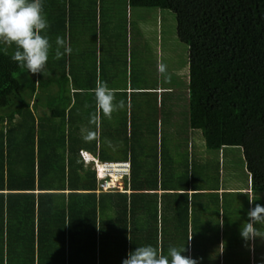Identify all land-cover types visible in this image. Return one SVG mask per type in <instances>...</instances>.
I'll return each mask as SVG.
<instances>
[{
	"label": "trees",
	"instance_id": "1",
	"mask_svg": "<svg viewBox=\"0 0 264 264\" xmlns=\"http://www.w3.org/2000/svg\"><path fill=\"white\" fill-rule=\"evenodd\" d=\"M132 4L175 14L178 38L189 49L187 124L220 157L224 149L243 152L251 193L226 191L224 204L240 214L237 199L252 196L255 206L264 199V0ZM44 11L52 43L44 76L17 67L10 59L15 45L0 43V264H121L145 244L162 254L186 246L190 256L191 225L220 212L213 213L221 185L208 184L212 165L203 170L193 159L179 173L169 150L160 157L133 151L124 191L97 193L94 163H85L81 151L105 162L127 160L130 150L118 157L99 150L97 68L91 79L67 75L64 55L55 58V37L65 39L72 16L66 0H44Z\"/></svg>",
	"mask_w": 264,
	"mask_h": 264
},
{
	"label": "crops",
	"instance_id": "2",
	"mask_svg": "<svg viewBox=\"0 0 264 264\" xmlns=\"http://www.w3.org/2000/svg\"><path fill=\"white\" fill-rule=\"evenodd\" d=\"M88 3L90 4L88 5ZM77 4L80 8H77ZM75 5L76 7L73 8ZM66 6L67 16H72V18H70L72 23L67 24V30L64 39L65 45L69 49V51L64 54V57L67 60V75H74L76 77H84L89 75L91 79V75L94 73L93 69L96 67L97 81L102 80L107 82L108 86L113 89L116 100L124 101L123 107L114 110L110 117H106L101 111L97 110V140L99 142V150L104 149L107 151L108 155H112L113 157L121 156L122 149L130 150L128 155L129 158L127 160L117 159L107 160L105 162H127L130 163L132 167L130 157L133 151H137L138 154H150L153 156L159 155L160 157V154L163 150H169V140H171L170 137L174 136L175 138L176 134L179 136V134L175 131H172L171 128H164V126L167 125H171V127H173L172 125H174V118L175 122L178 121V124L180 125L183 121L187 132L193 133L187 124L188 114L186 115L184 113V115L181 116L177 113V115L173 116L172 112L179 111V105H176L175 101L170 102L167 99L165 100L166 92L170 90L168 92H171V95H173V90L160 86L157 88H149L148 86L145 87L143 84L140 86L136 85L141 83V81L138 79L139 76L136 77L135 83L131 78H127L126 83L122 85L118 84L117 82L116 77L118 76V66L122 63V61L125 62V59L123 60V58H121L119 51H123L124 57L125 51L129 52L130 56L132 53V45H130V43L133 42V37L131 34L132 28L130 24L132 20V9L142 8L143 10H146L154 8L133 5L132 0H66ZM68 20L69 17H67V21ZM80 20L81 23L79 22ZM84 21L89 23L87 30L86 28H83V26H86ZM122 43H124V47L121 49ZM61 51H63V48H61ZM86 62H89V67L85 66L84 63ZM95 64L96 66H94ZM127 71H129V68H127ZM127 74L128 76H131V71L130 74L128 72ZM152 94H157L156 103L158 105H156V108L152 110L153 112L149 116L148 114L146 116L144 110L147 111V108L150 107L149 98ZM171 97L172 96H170V98ZM74 102L75 101L72 100V103ZM142 111L144 114H141L143 113ZM227 150L228 149H224L223 151L225 152ZM86 152L95 160H99L91 151ZM203 165L208 166L206 163ZM219 165L221 170L222 162L220 160ZM97 181V193H100L101 181L98 177ZM233 190L243 191L244 193L250 195L248 188L236 189L225 188L224 186H221L219 193H222V197H219L217 204L220 208V212L217 216H215L217 219H226L225 208L228 210L231 208L228 207L230 202L227 205L224 204L226 198L223 196V193L226 191L231 192ZM130 192L131 191H128V193ZM157 193L159 200H161L160 198L164 191L159 190ZM237 200L238 203L241 204L242 208H246L245 204H249L248 209L254 207L252 196L239 197ZM260 202L257 203L260 204ZM215 210H217V206H215ZM210 216L211 215H208V218H210ZM237 225L239 224H236V227H238ZM233 231H235V229ZM222 233H218V238L221 243L225 238L227 231L224 230V236ZM235 234H238L239 238H230L232 244L230 248L225 250V247L222 248L220 245L221 248L218 249L224 253L227 252V254H234V251L240 252V242H242V239L240 237L239 230L238 233L236 232ZM189 241L190 248V245L192 246L193 241L192 237H190ZM260 244H263V242L258 240L254 241L253 249H248L250 264H260V261L264 259L262 253L261 256H258V252L260 251H258V245ZM209 249L213 253L216 250L210 247ZM193 259H195V255ZM214 259L215 263H212V259L210 260V258L206 260V262L208 264H223L221 261L218 263L216 258ZM195 260H197L198 264H204L202 263L203 261L198 257ZM224 260L226 261L225 257ZM226 263L230 264L229 262Z\"/></svg>",
	"mask_w": 264,
	"mask_h": 264
},
{
	"label": "rangeland",
	"instance_id": "3",
	"mask_svg": "<svg viewBox=\"0 0 264 264\" xmlns=\"http://www.w3.org/2000/svg\"><path fill=\"white\" fill-rule=\"evenodd\" d=\"M89 4L90 3H88V5ZM130 24L133 37V42L130 43V45H132V53L130 56V53L125 51L124 57L123 51H119L121 58H123V60L125 59V62L122 61L118 66V76L116 77L118 84H125L127 78L133 79L135 83L136 77L139 76L138 79L141 83L136 85L140 86L143 84L145 87L148 86L149 88H157L160 86L172 89L174 94L165 95V98L167 100H170V96L176 98L175 102L176 105H179V111L174 109L176 112H172L173 116L177 115V113L181 116L184 115L185 105H187L185 95L188 93L186 91L188 87L187 77L189 74V49L188 46L178 38L175 14L167 10H143L142 8H133ZM123 47L124 43L121 44V49ZM127 68H129V71H127ZM130 71L131 76H128L127 72L130 74ZM68 87L67 85V88ZM57 94L58 92L54 95ZM69 95L70 93L67 92V96ZM44 96H46V94L42 96V103L45 101ZM156 98L157 94H152L149 98L150 107L147 108V111L144 110L146 116L147 114L149 116L153 112L152 110L156 108V105H158L156 103ZM144 112L141 114H144ZM172 126L174 128L171 127V125L164 126V128H171L172 131L179 134V136L176 134L175 138L174 136L170 137L172 141L169 140V152L175 160L174 165L180 167L179 173L183 172L194 159L196 165L199 166L202 164L203 170V164L206 163L209 167L212 165L213 171L210 172L212 180L208 182L210 188L216 189L219 185L225 188H247L248 178L246 169L244 168V156L241 150L229 148L225 156L223 157L222 155L220 157L215 152L207 149L204 135L201 130L189 133L183 121L180 125L178 121L175 122V118L174 125ZM151 159H153V157ZM219 160L222 162L221 170ZM167 166L169 167L170 165ZM220 172L222 173L220 174ZM202 184L206 188L209 187L206 182ZM218 196L222 197V193L218 192ZM208 200L209 199H206V201ZM260 204L264 205V199L261 200ZM228 207L231 208L230 204H228ZM219 209V206H217V210ZM244 209L240 214H235L231 209L228 210L225 208L226 219L223 218L221 220L215 219V217L208 218V215H211L209 213L202 214L203 217L201 216L199 219V224L191 225V237L194 241V245L193 247L190 245V257L193 258L195 255V259L198 257L205 262L207 260L205 256L209 255L210 260L212 259V263H215L214 258H216L218 263L221 261L223 264H228L226 262L230 264H250L248 248L245 247L243 240L240 242V252L234 251V254H227V252L224 253L218 249L222 246V248L225 247L226 250L232 246L230 238L236 236V228L239 229L240 225L247 220L248 210L244 211ZM217 210H214L213 213H216ZM236 224H239L238 227H236ZM234 229L235 231H233ZM224 230H226L227 233L224 238L225 241L223 239L221 243L218 238V233L223 232L222 234L224 236ZM209 247L216 249L215 252H211ZM258 251V256H261V253L264 256V242L258 245ZM184 254L186 253H182V255ZM260 264H264V259L260 261Z\"/></svg>",
	"mask_w": 264,
	"mask_h": 264
},
{
	"label": "clouds",
	"instance_id": "4",
	"mask_svg": "<svg viewBox=\"0 0 264 264\" xmlns=\"http://www.w3.org/2000/svg\"><path fill=\"white\" fill-rule=\"evenodd\" d=\"M49 26V20L44 11V0H0V43L14 44L15 51L10 59L16 62L17 67L25 68L31 74L45 75L46 64L52 49L48 35ZM55 45L56 59L69 51L64 39L59 35L55 37ZM92 92L96 109L106 117H110L114 110L124 105L123 100H116L113 89L105 81L98 80ZM87 138L88 136L85 137ZM81 157L87 164L94 163L97 177L102 182L98 175L99 168L95 163L97 160L86 151H81ZM130 174L131 164L127 179ZM248 191L251 193L250 189ZM239 234L249 250L253 249L254 241L264 242V205L256 203L247 211V220L240 225ZM186 251V246L179 248L169 246L166 254H162L153 245L145 244L128 251L126 257L121 260V264H198L197 260L190 256L182 255Z\"/></svg>",
	"mask_w": 264,
	"mask_h": 264
},
{
	"label": "built area",
	"instance_id": "5",
	"mask_svg": "<svg viewBox=\"0 0 264 264\" xmlns=\"http://www.w3.org/2000/svg\"><path fill=\"white\" fill-rule=\"evenodd\" d=\"M96 165L99 168V177L102 179L100 183V191H124V181L130 173V164L126 162H100L97 160Z\"/></svg>",
	"mask_w": 264,
	"mask_h": 264
}]
</instances>
